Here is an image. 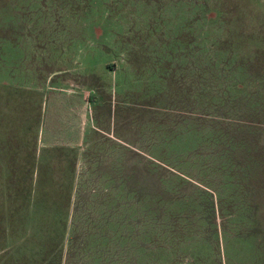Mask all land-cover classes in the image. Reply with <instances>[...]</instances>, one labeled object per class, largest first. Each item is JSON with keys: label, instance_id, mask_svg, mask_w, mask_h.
I'll use <instances>...</instances> for the list:
<instances>
[{"label": "rangeland", "instance_id": "1", "mask_svg": "<svg viewBox=\"0 0 264 264\" xmlns=\"http://www.w3.org/2000/svg\"><path fill=\"white\" fill-rule=\"evenodd\" d=\"M0 264H264V0H0Z\"/></svg>", "mask_w": 264, "mask_h": 264}, {"label": "trees", "instance_id": "2", "mask_svg": "<svg viewBox=\"0 0 264 264\" xmlns=\"http://www.w3.org/2000/svg\"><path fill=\"white\" fill-rule=\"evenodd\" d=\"M190 37V36H189ZM189 37H182L181 38V42H184L185 44H187V45H190L192 42H194V40H193V38H189ZM192 39V40H191ZM178 40V39H177ZM175 42H176V39H175ZM161 43H162V41H161ZM201 48V47H200ZM200 48H196V49H194V51L195 52H197V51H199L200 52V50L202 49H200ZM181 52H182V50H181ZM180 52V53H181ZM147 57L146 58H144V61L142 62V66L145 68V67H147V65H149V66H151L153 69H156V71H157V73H162V69L164 68L163 67V65H162V63H163V60H162V58H160V56H154L153 57V61H151L152 62V65H150V63H149V61H148V59H150V56L148 55V54H145ZM182 55H185V54H182ZM165 61V60H164ZM110 67V66H109ZM202 72H199V77H200V79H202ZM159 78L160 79H163V77H160L159 76ZM231 83H234V82H231ZM236 83H234L233 85H235ZM237 85V87L238 88H240L241 87V84H239V83H237L236 84ZM208 89H210L211 91L213 90V86H208ZM222 98L223 97H221L219 100H221L222 101ZM211 100L213 101V97H211ZM144 105H146V104H144ZM209 107L211 108L212 106H210L209 105ZM150 166H151V168L152 169H155V170H158L157 168L158 167H160V164H157V163H154V162H152V161H150ZM120 190H122V192H121V194H120V196H125V199L126 198H128L127 196H130V194H127V195H124V193H123V188H122V185H121V187H120ZM155 201H159V197L155 200ZM117 199L115 200V203H114V205H115V207L117 206Z\"/></svg>", "mask_w": 264, "mask_h": 264}]
</instances>
